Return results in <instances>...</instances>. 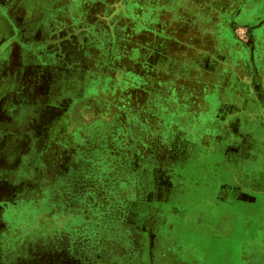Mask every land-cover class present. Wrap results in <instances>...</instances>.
<instances>
[{
    "label": "rangeland",
    "instance_id": "1",
    "mask_svg": "<svg viewBox=\"0 0 264 264\" xmlns=\"http://www.w3.org/2000/svg\"><path fill=\"white\" fill-rule=\"evenodd\" d=\"M58 3L39 45L56 95L0 115V264H216L246 249L207 233L195 257L192 198L175 196L210 102L249 117L264 104V0ZM262 241L246 264H264Z\"/></svg>",
    "mask_w": 264,
    "mask_h": 264
},
{
    "label": "crops",
    "instance_id": "2",
    "mask_svg": "<svg viewBox=\"0 0 264 264\" xmlns=\"http://www.w3.org/2000/svg\"><path fill=\"white\" fill-rule=\"evenodd\" d=\"M2 1L1 116L2 112L8 110L22 111L43 106V98L56 95L54 87L58 85L60 69L50 62V58L39 55L44 50L39 45L46 41L45 29L51 24L44 19L45 12L61 5L59 0ZM35 47L37 50L34 51ZM220 87L224 91L228 89L226 91L229 93L228 84ZM226 99L214 100L207 106L206 113L213 110L211 121L205 122L203 129L197 132L198 142L193 160L181 163L180 193L175 198H192L190 206L197 214V222H193V230L190 231L195 257L196 252L204 249L205 235L212 233L223 245L228 241L232 245L229 250L233 248V238L248 246L227 256H219L216 264H246L256 249L253 246L263 245L264 104L256 105V109H252L255 113L249 117L242 109L234 110L238 104L229 100L228 96ZM185 105L187 107V104L181 103L180 107L185 110ZM205 105L197 102L196 120L200 112L205 113ZM183 117L184 114H181V120L176 117L173 121L181 123ZM190 164L193 170L191 174ZM188 189L191 193L186 195ZM235 232L236 237L233 236ZM216 244L218 246V242Z\"/></svg>",
    "mask_w": 264,
    "mask_h": 264
},
{
    "label": "flooded vegetation",
    "instance_id": "3",
    "mask_svg": "<svg viewBox=\"0 0 264 264\" xmlns=\"http://www.w3.org/2000/svg\"><path fill=\"white\" fill-rule=\"evenodd\" d=\"M42 57V56H41Z\"/></svg>",
    "mask_w": 264,
    "mask_h": 264
}]
</instances>
